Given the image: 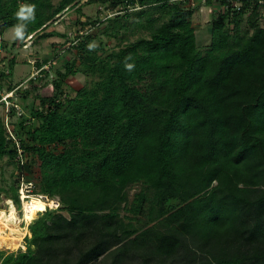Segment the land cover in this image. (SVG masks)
<instances>
[{"label":"trees","instance_id":"16d2710c","mask_svg":"<svg viewBox=\"0 0 264 264\" xmlns=\"http://www.w3.org/2000/svg\"><path fill=\"white\" fill-rule=\"evenodd\" d=\"M82 1L0 0V37L23 25L20 41L47 40L51 27L81 14ZM241 1L240 11L214 14L204 55L186 3H86L122 8L107 20L114 37L137 12L134 28L148 37L107 52L94 46L96 35L85 36L73 60L54 68L52 96L39 94L46 78L20 91L26 116L16 135L29 174L61 208L30 225L20 251L0 252V264H264V6ZM22 5L33 8L31 19L17 17ZM15 66L12 58L0 89L4 80L15 88ZM77 74L87 84L72 97L68 79ZM33 95L39 106L27 104ZM16 155L0 117V159L15 163ZM15 183L8 199L20 210ZM135 186L141 191L130 200Z\"/></svg>","mask_w":264,"mask_h":264},{"label":"rangeland","instance_id":"374dc122","mask_svg":"<svg viewBox=\"0 0 264 264\" xmlns=\"http://www.w3.org/2000/svg\"><path fill=\"white\" fill-rule=\"evenodd\" d=\"M61 0H53V3L55 6L59 4ZM91 0H83L82 3L84 4V7L82 9L81 14H77L75 12L70 13L68 16H66L60 24L57 25V27H51L50 32L56 31L61 37L60 38H49L45 40L36 39L35 42L32 41H20L19 38L15 35V28L8 30V34L0 37V46L2 49L1 57L5 58V67L9 66V60L14 58V61L16 63L15 72L13 76L11 77L14 84H21L22 82L26 81L30 78L32 73V66L27 63L28 60L37 58L41 62H46V60L52 59L56 54V46H59L60 44H63V42L66 39V35L74 36V34L79 29L80 25L77 22V20H81V22H88L92 20H98L101 19L102 23L100 26L92 33L95 36L94 46L96 48H99V46H104V48L109 52L111 49H114L118 46H125L131 42H134L140 37H148V33L146 31H140L134 28L133 23L137 22V12H134L132 15L129 16L126 20H121V24H125L127 26L126 31H122L118 37H114L113 28L114 25L112 22H108L105 20V16H107V13L102 10L101 6L97 4H86ZM201 6L199 11H196L193 18L192 23L193 27L196 29V36H197V44L200 49V52L202 55L205 54V51L209 48L211 44L212 39V25L211 22L213 21V14L219 15L220 8H216L215 12L208 8ZM203 9V10H202ZM262 16L263 12H260ZM251 12H247V14L243 18V22L241 25L242 31L250 32L251 27L249 24V18L251 16ZM34 13L32 12L31 16L25 20H29L33 17ZM261 20V26L264 27V19L260 17ZM230 29H233L235 26L234 24L229 25ZM55 28V29H53ZM99 30V31H98ZM71 34V35H70ZM98 55H103L102 50L97 51ZM73 57H75V54L71 56L70 53H67L65 56L60 57L56 61L55 67L57 68V63L64 58H68L71 61L73 60ZM78 63V67H79ZM54 67V68H55ZM80 70L84 71L85 68L79 67ZM10 71V68H7ZM11 72V71H10ZM2 89L6 90L9 86V80H4L2 83ZM45 84V83H44ZM41 84L42 88H40L41 91H39V94L43 97H50L52 94L50 92V89L46 88V85ZM87 84V79L83 75H79L76 77H72L68 80L69 85V94L73 97L76 95V93L84 88ZM40 87V86H39ZM27 104L29 106L34 105V107L39 106L40 102L36 99L35 95L31 96L27 99ZM3 108L0 106V111L2 112ZM17 166L15 163L10 159L9 156H5L4 158L0 159V188L2 191H0V211H9V200L8 198H11L13 193V188H16V183L18 174H17ZM141 191V186H135L128 190V196L130 200H133L135 195ZM14 203V202H12ZM14 206L17 208L18 215L20 216V221L17 226L12 228H7L5 226L0 227V237L2 236L4 238V245L0 248V252L12 254L17 253V246L16 244L18 241H24V235L28 231L27 224L24 220V207L23 204H21V209L19 210L18 206L14 204ZM66 217L69 218L68 213H64ZM126 213L124 211L121 212V216L124 217ZM39 215L34 220H37ZM33 222V220L31 221ZM22 249V248H21ZM20 249V250H21ZM19 250V251H20Z\"/></svg>","mask_w":264,"mask_h":264},{"label":"built area","instance_id":"2783aa9c","mask_svg":"<svg viewBox=\"0 0 264 264\" xmlns=\"http://www.w3.org/2000/svg\"><path fill=\"white\" fill-rule=\"evenodd\" d=\"M176 2H182L186 3V5L194 9L196 11L200 10L201 6L208 7L210 11L212 10L213 13L215 12V7L208 5V0H174ZM257 1L261 6H264V0H254ZM218 4V3H214ZM203 7V8H204ZM242 7V1L241 0H227V5L222 6L220 5V11L227 12L230 8L233 10L240 11ZM104 10V12L107 13V16H105V20H108L109 18H113L115 16L121 15L122 8L117 10H106L104 8H101ZM141 8L136 5L134 9L131 10H140ZM203 10V9H202ZM100 20L99 24L93 25L92 23H88L84 27L80 26L77 32L74 34V36H67L65 41L62 45L59 47H56V54L55 56L50 59L46 60V62H41L37 58H33L27 61L29 65L32 66V73L29 79L22 82L21 84H16L15 88L12 90H3L0 89V106H2L3 110L0 111V117L3 121L5 131L7 133L8 140H11L16 148L17 155L15 157V163L17 166V188H18V197L20 199L21 204H24L25 202H31L34 199L41 200L45 203L46 209L44 212L37 213V215L41 216L47 211H59L61 208V202L59 198H51L48 195H43L37 193V182L35 180L34 174H29L28 170V162L29 158L27 157L26 153L22 149V139L19 138L16 135L17 131V122L24 119L26 116V113L22 107L21 101H22V94L20 91L24 92L30 88V83L33 81L35 84L39 85L43 82L46 84V88L50 89L51 94L54 93V84L53 80L55 79L54 75V67L56 65V61L62 57L65 56L67 53H70L73 51L79 44V42L83 39V37L88 36L92 34L102 23V20ZM87 23V22H84ZM71 35V34H70ZM2 49H5L4 47L1 48L0 46V54L2 52ZM3 58V57H2ZM9 67V66H8ZM8 67H5L4 63L0 64V75L2 72H4L6 75H10V71L7 69ZM49 74L48 78L46 77ZM45 81H42L45 79ZM41 86V85H40ZM51 95V96H52ZM32 121L28 120L25 122L24 127H26V130H28V127L32 125ZM13 202V201H12ZM14 204V203H13ZM39 218V217H38ZM25 223L28 227L35 221L29 222L25 219ZM24 238L26 236L24 235Z\"/></svg>","mask_w":264,"mask_h":264},{"label":"bare ground","instance_id":"6f19581e","mask_svg":"<svg viewBox=\"0 0 264 264\" xmlns=\"http://www.w3.org/2000/svg\"><path fill=\"white\" fill-rule=\"evenodd\" d=\"M9 211H0V227L5 226L8 229L18 225L20 216L18 215L17 208L14 206L11 200H9ZM46 209L45 203L41 200L34 199L31 202L24 204V216L29 222L37 217V213L44 212ZM5 241L0 237V248L3 247Z\"/></svg>","mask_w":264,"mask_h":264},{"label":"crops","instance_id":"0c3cea01","mask_svg":"<svg viewBox=\"0 0 264 264\" xmlns=\"http://www.w3.org/2000/svg\"><path fill=\"white\" fill-rule=\"evenodd\" d=\"M82 3H85V2H82ZM210 6H213V7H215V9L216 8H218L217 6H219V8H220V4H212V5H210ZM214 16V14L212 15V17ZM55 27H57V26H55ZM11 29H13V28H11ZM11 29H9V30H11ZM53 29H55V28H53ZM50 30V29H49ZM57 31V30H56ZM56 31H54V32H51V33H53L54 34V36H52L51 38H54L55 36L57 37V38H60V39H62L63 37H61ZM50 32V31H49ZM8 34V30L5 32V34L4 35H7ZM55 37V38H56ZM71 56H72V54H71ZM71 60L70 59H68V58H64L63 60H61V61H59L58 63H57V68L58 69H63L64 68V66L67 64V63H69ZM16 67V66H15ZM14 72H15V68H14ZM79 75H82V74H77L76 76H79ZM76 76H74V77H76ZM70 78H72V77H70ZM69 78V79H70ZM68 79V80H69ZM28 232L27 233H25V236L26 237H30L31 236V234H30V231H29V227H27V229H26ZM23 242L24 241H18V243L16 244V246H17V251L16 252H18L21 248H22V246H23Z\"/></svg>","mask_w":264,"mask_h":264},{"label":"clouds","instance_id":"9594fccd","mask_svg":"<svg viewBox=\"0 0 264 264\" xmlns=\"http://www.w3.org/2000/svg\"><path fill=\"white\" fill-rule=\"evenodd\" d=\"M33 12V8L31 6H27V5H22L20 10L17 12V17L20 19H27L31 16ZM23 25H18L15 28V35L17 37H22L23 35ZM129 69H131V65L127 66ZM12 201V200H11Z\"/></svg>","mask_w":264,"mask_h":264}]
</instances>
